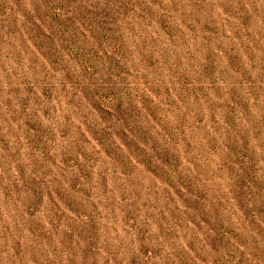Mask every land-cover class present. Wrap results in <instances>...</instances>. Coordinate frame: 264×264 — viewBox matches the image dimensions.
I'll use <instances>...</instances> for the list:
<instances>
[{
    "label": "rangeland",
    "instance_id": "374dc122",
    "mask_svg": "<svg viewBox=\"0 0 264 264\" xmlns=\"http://www.w3.org/2000/svg\"><path fill=\"white\" fill-rule=\"evenodd\" d=\"M0 264H264V0H0Z\"/></svg>",
    "mask_w": 264,
    "mask_h": 264
}]
</instances>
